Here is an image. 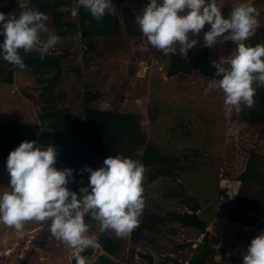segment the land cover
<instances>
[{
  "label": "rangeland",
  "instance_id": "1",
  "mask_svg": "<svg viewBox=\"0 0 264 264\" xmlns=\"http://www.w3.org/2000/svg\"><path fill=\"white\" fill-rule=\"evenodd\" d=\"M160 1L120 0L119 4L129 7L146 25L150 18L148 7ZM29 16L30 24L19 43L51 53L68 51L65 61L68 69H62L59 83L50 90L46 88L47 81L35 78L30 70L17 68L15 61L3 65L4 69L0 66V121H37L46 127L42 115L54 103L53 109L60 116L84 118L83 100H87L106 109L117 107L142 113L141 119L149 125V135L169 151H185L191 154V161L196 159L193 156L196 149L206 155L205 162L197 163L198 167L184 180V186L163 178L149 182L144 167L134 163L119 168L111 175L114 196L99 209L95 222L87 223L58 186L57 167L45 163L46 148L39 138L32 147V152L39 155L38 165L0 160V264H18L22 260L29 264H71L73 253L98 234H129L145 211L167 213L182 208V198L168 192L183 189L199 198L202 212L209 215L207 232L199 233L197 229H184L176 224L174 229L168 226L155 236V242L142 239L134 243L132 264H151L138 251L151 254L155 263L165 260V264H230L219 251L223 245L227 255L238 250L247 258V264H264V230L257 220L264 221V214L257 217L258 212L252 210L249 222L235 223L231 216L235 203L227 198L232 193L235 199L241 191L244 182L241 173L254 141L257 140L259 153L264 155V139L257 131L252 137L245 122L230 121L228 113L224 119L221 116L235 108L233 100L238 97L245 77L239 74L236 78L219 80L198 72L170 77L166 74V60L155 52V42L146 30L140 37L124 32L99 38L96 50L89 51L78 30L61 35L54 30L49 16L42 20ZM71 17H75L74 9ZM263 21L264 0H178L173 49L185 55L191 47L206 46L214 64L239 63L244 57L245 33L261 26ZM165 47L168 50L169 46ZM5 67L12 70L11 81L4 78ZM49 76L53 74L44 75ZM156 103L162 114L152 123L147 110ZM164 115L167 118L163 120ZM181 118L190 120L191 134L186 135L182 128L172 130ZM209 137L210 140L213 137L212 145L222 151L218 172L213 158L206 157ZM262 167L260 172L264 175V163ZM211 179H218L216 202H210L209 198ZM257 187L253 191L246 186L245 191H249L251 199H257L258 206H264V184ZM245 236H251L248 254L243 253ZM184 243L188 244L181 247ZM130 252L126 249L121 257L128 258ZM101 254L106 255L96 244L91 255L77 264H90Z\"/></svg>",
  "mask_w": 264,
  "mask_h": 264
},
{
  "label": "trees",
  "instance_id": "2",
  "mask_svg": "<svg viewBox=\"0 0 264 264\" xmlns=\"http://www.w3.org/2000/svg\"><path fill=\"white\" fill-rule=\"evenodd\" d=\"M119 2L120 0H0L1 68L4 69L3 65L8 66L15 61L17 68L30 70L35 78L47 81L46 88L50 90H54L59 83L62 69H68L65 63L68 60V51L51 53L19 43L30 24L29 14L35 15L38 20L49 16L54 30L61 35H70L78 30L86 44V50L89 51L96 50L99 38H110L124 32L140 37L146 30L155 42V52L160 53L166 60L167 76H186L198 72L219 80L236 78L239 74L245 77L242 89L237 92L238 97L233 100L235 108L231 111L227 109L228 112L225 111L221 116L224 119L228 113L230 121L245 122L252 137L257 131L262 140L264 139V21L261 26H254L245 33L242 61L214 64L206 46L191 47L185 55L174 51L178 0L151 3L148 7L149 23L146 25L138 20L129 7L120 6ZM73 9L74 18L71 17ZM165 45L169 46L168 50ZM74 69L79 71L78 68ZM6 70L4 78L11 81L12 70ZM51 73L52 77H44L45 74ZM83 103L84 118H73L70 114L60 116L53 109L55 103H52L51 109H47L42 115L46 127L37 121L1 120L0 160L38 165L40 158L37 153L32 152V147L41 138V145L46 148L45 163H52L57 167L60 175L58 186L69 204L87 223L95 222L99 209L114 196L115 183L111 175L117 173L119 168L134 163L136 166L144 167L149 182L163 178L184 186V180L198 167L197 163L205 162L206 153L198 149L193 152L196 159L192 161L189 160L191 154L185 151L177 153L165 149L166 147L159 144L156 137L149 135V125H145L141 119L142 113L120 110L117 107L106 109L87 100H83ZM160 107L157 103L148 107L147 115L152 123H155L160 115ZM172 109L171 107L168 110ZM166 118L164 115L163 120ZM189 124L190 120L184 121V118H181L175 122L172 130L177 132L182 128L186 135L191 134ZM152 126L153 124L150 128ZM212 139L213 137L211 140L209 137L206 157L213 158L218 172L222 162V151L212 145ZM254 142L247 165L241 173V178L244 179L241 191L235 194V199L232 193L227 194V198L234 200L235 203L236 209L231 214L235 223H246L252 210L258 212L257 217L264 214L262 212L264 206H258L257 199H251L249 191H245L246 186H251L255 191V187L264 184V175L260 172L263 169L261 165L264 163V155L259 153L261 147L257 145V140ZM211 180L212 186L208 184L211 187L209 198L210 202H216L219 191L217 192L215 181L218 179ZM200 182L199 184L204 186L205 183ZM168 193L173 197H181L183 207L167 213L145 211L139 224L129 234H98L81 250L73 253L71 264L88 258L96 244L100 245L106 255L96 256L90 264H132L135 244L138 241L149 239L155 242V236L161 234L168 226L174 229L175 224L184 229L193 228L199 233H206L211 219L202 212L200 199L185 189ZM257 220L264 230V221L260 218ZM129 241L132 242L130 246ZM187 244L180 246L184 247ZM242 245L243 253L248 254L251 250V236H245ZM126 249L131 251L129 257H121ZM219 251L230 264L248 263L247 258L238 250L227 255L223 245ZM138 252L146 256L151 264H165V260L155 263L151 254L143 255L142 251ZM111 257L117 260L114 261ZM18 264L29 263L22 260Z\"/></svg>",
  "mask_w": 264,
  "mask_h": 264
}]
</instances>
